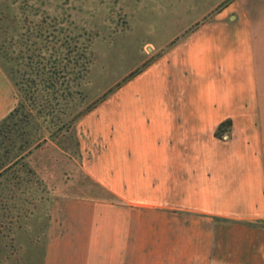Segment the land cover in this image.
Listing matches in <instances>:
<instances>
[{"label": "crops", "instance_id": "1", "mask_svg": "<svg viewBox=\"0 0 264 264\" xmlns=\"http://www.w3.org/2000/svg\"><path fill=\"white\" fill-rule=\"evenodd\" d=\"M207 15L119 90L118 131L88 167L111 209L63 210L60 233L52 217L43 264L87 251L100 264H264V0ZM16 102L0 64V122Z\"/></svg>", "mask_w": 264, "mask_h": 264}, {"label": "rangeland", "instance_id": "2", "mask_svg": "<svg viewBox=\"0 0 264 264\" xmlns=\"http://www.w3.org/2000/svg\"><path fill=\"white\" fill-rule=\"evenodd\" d=\"M175 1L0 0V64L17 101L0 122V264H43L63 210L111 209L88 167L118 131L119 90L218 0Z\"/></svg>", "mask_w": 264, "mask_h": 264}, {"label": "trees", "instance_id": "3", "mask_svg": "<svg viewBox=\"0 0 264 264\" xmlns=\"http://www.w3.org/2000/svg\"><path fill=\"white\" fill-rule=\"evenodd\" d=\"M104 96H105V94H104ZM230 125H231L230 120H225V121L221 122L216 129L215 135L219 138H222L223 135L228 131V128Z\"/></svg>", "mask_w": 264, "mask_h": 264}]
</instances>
